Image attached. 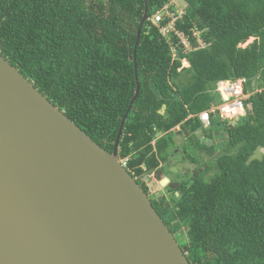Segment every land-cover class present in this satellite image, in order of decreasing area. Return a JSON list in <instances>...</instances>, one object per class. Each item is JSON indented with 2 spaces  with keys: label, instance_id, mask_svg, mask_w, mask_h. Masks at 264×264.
<instances>
[{
  "label": "trees",
  "instance_id": "obj_1",
  "mask_svg": "<svg viewBox=\"0 0 264 264\" xmlns=\"http://www.w3.org/2000/svg\"><path fill=\"white\" fill-rule=\"evenodd\" d=\"M171 1L147 0L135 48L145 0H0V53L106 150L126 116L118 152L144 190L174 174L176 152L197 164L152 200L191 264H264V0H186L177 28L206 46L176 57L177 36L150 19ZM239 77L246 115L205 132L216 83ZM214 133L220 152L200 139Z\"/></svg>",
  "mask_w": 264,
  "mask_h": 264
},
{
  "label": "water",
  "instance_id": "obj_2",
  "mask_svg": "<svg viewBox=\"0 0 264 264\" xmlns=\"http://www.w3.org/2000/svg\"><path fill=\"white\" fill-rule=\"evenodd\" d=\"M125 117L106 150L0 53V264H191L120 161Z\"/></svg>",
  "mask_w": 264,
  "mask_h": 264
},
{
  "label": "built area",
  "instance_id": "obj_3",
  "mask_svg": "<svg viewBox=\"0 0 264 264\" xmlns=\"http://www.w3.org/2000/svg\"><path fill=\"white\" fill-rule=\"evenodd\" d=\"M178 3V0H172L150 18L151 22L158 26L168 39H170L171 33L177 36L178 42L172 45L174 57L178 55L179 49H181L183 53H187L205 46L201 31L198 28H190L189 34L177 28L178 20L186 13V4ZM171 7H174L173 10ZM164 18L168 19L165 26L161 24ZM192 38L195 39L196 45L193 44ZM247 81L246 77H240L219 80L216 83L215 92L220 96L222 101L218 104L212 103L208 110L199 113L198 117L204 127H210L213 116L228 119L229 121H236L246 114V100L249 98V94L245 89ZM120 161L127 167V157H120Z\"/></svg>",
  "mask_w": 264,
  "mask_h": 264
},
{
  "label": "rangeland",
  "instance_id": "obj_4",
  "mask_svg": "<svg viewBox=\"0 0 264 264\" xmlns=\"http://www.w3.org/2000/svg\"><path fill=\"white\" fill-rule=\"evenodd\" d=\"M178 4H183V0H178ZM253 40V38H250L248 41H246L242 46H246L247 44H249L251 41ZM182 65L183 67H186L187 66V63L186 62H182ZM253 87L256 88V84L253 85ZM208 132V131H207ZM213 140V143L216 144V148L218 149V152L221 151V145L218 144L220 141H221V138H219L218 134L217 133H214L212 134V138ZM215 141V142H214ZM179 142V141H178ZM180 146V145H179ZM213 146V144H212ZM180 149V148H178ZM178 149H176V151H178ZM200 155L199 153L197 154V156ZM185 156V154L183 153V155L179 152H176L174 154V156L172 158H170V162H169V165H168V169H170L171 171H177L176 173V177H180L181 176V172L180 170H182L184 173L187 171L186 169L189 168V171H191L193 168H196L197 164H192L191 162H186L183 157ZM186 162V163H185ZM158 182V180H157ZM168 185V184H167ZM159 187L161 189H158L159 191H162L164 187H161L159 185Z\"/></svg>",
  "mask_w": 264,
  "mask_h": 264
},
{
  "label": "flooded vegetation",
  "instance_id": "obj_5",
  "mask_svg": "<svg viewBox=\"0 0 264 264\" xmlns=\"http://www.w3.org/2000/svg\"><path fill=\"white\" fill-rule=\"evenodd\" d=\"M181 139H182V137H181ZM202 141L205 142V139H202ZM195 169L196 168H193L192 170H195ZM186 170L188 171L189 168L186 169ZM180 172L184 173L182 170H180ZM168 178L170 179V182L168 183V185H171L173 187H177L178 186L179 177H176L175 172H174V174H171L170 176H168ZM157 184H158L157 181H155L153 179L152 180L150 179L148 181V189L147 190L145 189V192L149 195L151 200L155 199V197H154L155 195H159L160 194V191L158 189H161V188L159 187V184L158 185ZM166 186H164V187H166ZM161 187H163V186H161Z\"/></svg>",
  "mask_w": 264,
  "mask_h": 264
},
{
  "label": "clouds",
  "instance_id": "obj_6",
  "mask_svg": "<svg viewBox=\"0 0 264 264\" xmlns=\"http://www.w3.org/2000/svg\"><path fill=\"white\" fill-rule=\"evenodd\" d=\"M183 2H184L183 4H187V3H186V0H183ZM186 6H187V5H186ZM203 41H204V40H203ZM204 43H205V42H204ZM205 46H206V43H205ZM205 46H204V47H205ZM204 47H201V48H204ZM201 48H198V49H201ZM198 49H196V50H198ZM194 51H195V50H194ZM185 54H186V53H185ZM185 60H187V59H186V58H183V59H182V62H185ZM239 78H240V77H239ZM231 79H232V78H231ZM223 80H226V79H223ZM247 80H248V79H247ZM245 89H246V88H245ZM246 91H247V90H246ZM247 93L249 94V98H250V95H251L250 92L247 91ZM249 98H248V99H249ZM248 99H247V100H248ZM247 100H246V102H247ZM210 107H211V106H210ZM210 107H209V108H210ZM209 108H208V109H209ZM208 109H206V110H208ZM204 111H205V110H204ZM198 115H199V114H198ZM245 115H246V114H245ZM245 115H243V116H245ZM190 116H191V115H190ZM192 116H193V115H192ZM243 116H242V117H243ZM242 117H240V118H239L238 120H236V121H239ZM222 119H224V118H222ZM225 120H228V119H225ZM200 121H201V120H200ZM228 121H229V120H228ZM201 124H202V122H201ZM201 127H202L203 129H206L205 132H207L208 129L211 127V125H210V127H204V125L202 124ZM177 129L180 130V126H178ZM207 139H209V138H206L205 140H207ZM204 143H205V142H204ZM213 144H214V143H213ZM211 146H212V145H211ZM260 150L263 151L264 148H262V149H260ZM119 157H120V156H119ZM126 168H127V167H126ZM129 172H130V171H129ZM134 177H135V176H134ZM136 178H137V177H136ZM137 179H138V178H137ZM149 180H150V179H149ZM147 181H148V180H147ZM157 183H158V182H157ZM158 184H159V183H158ZM163 187H164V186H163Z\"/></svg>",
  "mask_w": 264,
  "mask_h": 264
},
{
  "label": "crops",
  "instance_id": "obj_7",
  "mask_svg": "<svg viewBox=\"0 0 264 264\" xmlns=\"http://www.w3.org/2000/svg\"><path fill=\"white\" fill-rule=\"evenodd\" d=\"M191 51H194V50H191ZM191 51H189V52H191ZM189 52H187V53H189ZM186 53V54H187ZM185 62L187 63V66H189L190 65V63H189V61L188 60H185ZM207 137H206V135L205 134H203L202 136H200V139L202 140V139H206Z\"/></svg>",
  "mask_w": 264,
  "mask_h": 264
}]
</instances>
